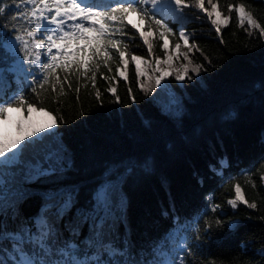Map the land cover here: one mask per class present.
I'll use <instances>...</instances> for the list:
<instances>
[{
    "label": "snow or ice",
    "instance_id": "obj_1",
    "mask_svg": "<svg viewBox=\"0 0 264 264\" xmlns=\"http://www.w3.org/2000/svg\"><path fill=\"white\" fill-rule=\"evenodd\" d=\"M188 22H206L221 45L235 22L264 46L246 0H0V264H217L203 249L242 223L225 205L259 210L238 181L264 192V69L213 82ZM98 80L113 98L102 121L45 106L87 90L103 108ZM249 136L260 151L245 163ZM178 163L190 198L168 191L135 210L132 190L153 179L167 190Z\"/></svg>",
    "mask_w": 264,
    "mask_h": 264
},
{
    "label": "trees",
    "instance_id": "obj_2",
    "mask_svg": "<svg viewBox=\"0 0 264 264\" xmlns=\"http://www.w3.org/2000/svg\"><path fill=\"white\" fill-rule=\"evenodd\" d=\"M220 2L223 3L224 0H220ZM246 2L251 5V9L256 15L264 20V3H261L260 0H255V2L254 0H246ZM189 15L191 16L192 13L189 12ZM193 29L196 30L198 36L197 43L212 58L213 65L217 67L216 73H212L211 69H209L213 82L218 83L235 75L254 76L264 69V46L260 45L259 40L253 39L249 41V38L244 35L243 30L235 22L223 33L225 41L223 45L217 42L215 34L209 30L206 22H188V30L192 31ZM139 54H143V49L139 51ZM196 60L200 62L199 54H197ZM130 75L132 76L133 90L136 91L134 71ZM170 83L175 85L176 82L171 80ZM97 86L102 93L103 108L99 107L95 97L89 94L87 90H82L79 100L72 93L62 97L59 105L55 102V98H52L45 101V106L51 110L62 109L59 114L69 120L79 122L78 117H80L81 112H84L86 114L84 118L90 123L102 121L110 115L108 110L113 106L110 103L113 98L106 92L108 87L106 82L98 80ZM117 89L120 97L127 103L126 86L122 81L117 83ZM143 99V96L137 91V102L140 107H144ZM127 116L130 118L132 113H127ZM248 145L249 151L242 152V158L245 163H248L260 151L259 145L256 144L251 136L248 138ZM165 174L169 182L167 190L157 179H153L132 190L131 195L135 210L157 209L161 203H167L168 191L176 196L178 200L181 197L190 198V193L186 191L189 185V173L185 165L178 163L172 168L165 169ZM238 182L242 184L246 198L249 201L256 200L260 205L259 210L253 213L252 210H248L241 205L233 212L232 209L225 205L228 215L239 218L242 223L234 232L227 228L215 232L212 239L203 249V253L207 254L208 259H215L217 264H229L233 258L239 261V264H264V256H260L257 253V249L260 248L259 241L264 238V222L258 219L259 216L264 215V192L245 185L242 177ZM197 191L194 186L190 190L191 193H196ZM229 195L230 186L226 185L216 193L217 199L215 202L220 203L228 198ZM249 215H252V218L246 219ZM249 237H254L257 242L249 244L245 249H241L239 245ZM198 258L202 260L204 255L201 254Z\"/></svg>",
    "mask_w": 264,
    "mask_h": 264
}]
</instances>
